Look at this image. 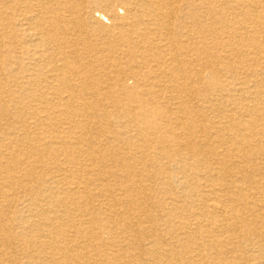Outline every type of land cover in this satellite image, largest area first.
Masks as SVG:
<instances>
[{"label":"bare ground","instance_id":"1","mask_svg":"<svg viewBox=\"0 0 264 264\" xmlns=\"http://www.w3.org/2000/svg\"><path fill=\"white\" fill-rule=\"evenodd\" d=\"M6 28L0 264H264V0H0Z\"/></svg>","mask_w":264,"mask_h":264},{"label":"rangeland","instance_id":"2","mask_svg":"<svg viewBox=\"0 0 264 264\" xmlns=\"http://www.w3.org/2000/svg\"><path fill=\"white\" fill-rule=\"evenodd\" d=\"M201 20H203V19H201ZM108 25V24H107ZM210 25V24H209ZM11 43V38L9 37V35H8V29L6 28L5 29V32H2L1 30H0V49H2L3 48V46H9V44ZM234 60L235 59H233V60H231L232 61V63H234ZM226 63V62H225ZM230 63V62H229ZM206 83V80L204 79V80H202L200 83H199V87H203V85ZM11 90V89H14V88H10L9 86L7 87V90ZM29 103H31L32 104V102H31V100H27ZM199 103V104H201V103H203L202 102V97H199L198 95H197V97H195L193 100H192V104L193 105H195L196 103ZM96 113V115L99 117V114L100 113H98V111H96L95 112ZM99 121V120H98ZM101 122V121H100ZM117 124H115V126H116ZM92 128H98L97 127V123H96V120L94 121V124H93V126H92ZM133 130V129H132ZM50 133H51V131L50 130H46V133H43L44 134V136H46V137H50ZM56 135V134H55ZM131 136H134L135 135V133H134V131H132V134H130ZM62 137V136H61ZM54 142V141H53ZM50 145V144H49ZM52 145H54L53 143H52ZM55 147H54V149L51 151L52 152V155L54 156V157H56V158H61V160H63L64 159V157H68V156H66V155H64V154H62L61 155V148H60V146L59 145H54ZM58 146V147H57ZM60 148V149H59ZM81 153L82 154H85V151H81ZM80 158V162H82L83 161V159H84V157H79ZM162 162H164V161H162ZM171 168V170H172V172L173 171H176V169H174V167H170ZM39 171V170H38ZM176 184V183H175ZM173 185H174V183H173ZM174 188H176V186H170L169 187V190H168V193L167 194H164L163 192L161 193V194H158V196H157V198H160L161 200H163V198H165L166 199V202H169V203H171L172 202V199L173 198H175L176 197V192L174 191ZM156 195V194H155ZM196 205L198 206V207H202V203L201 202H197L196 203ZM234 237V239L233 240H235V241H233V240H231V242H230V246H229V248H232V247H234V246H236V245H238L237 244V239H236V237L235 236H233ZM232 243V244H231ZM125 250V249H124ZM123 250V251H124ZM207 260V259H206Z\"/></svg>","mask_w":264,"mask_h":264}]
</instances>
